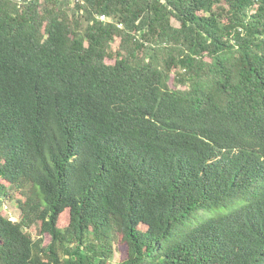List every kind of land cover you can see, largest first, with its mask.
Listing matches in <instances>:
<instances>
[{"label":"trees","instance_id":"trees-1","mask_svg":"<svg viewBox=\"0 0 264 264\" xmlns=\"http://www.w3.org/2000/svg\"><path fill=\"white\" fill-rule=\"evenodd\" d=\"M0 181V264H264V0H0Z\"/></svg>","mask_w":264,"mask_h":264},{"label":"rangeland","instance_id":"rangeland-1","mask_svg":"<svg viewBox=\"0 0 264 264\" xmlns=\"http://www.w3.org/2000/svg\"><path fill=\"white\" fill-rule=\"evenodd\" d=\"M70 2H71V7L73 8L75 0H70ZM173 23L176 26L180 25L179 21H177V19H175V18H173ZM120 42H121L120 38H117L112 43L111 50L113 51V53H116V51L119 49ZM107 62L113 63L114 61L112 59H108ZM174 76H175V73H172L171 80H170V84L173 88H175V86H176L175 81H174ZM0 183H1V181H0ZM8 192L9 193H7V196H5V195L3 196L5 203L3 205L2 210L4 211V213L7 216L12 218L13 220L19 219L20 214H21V210L19 209L18 204H17V200L15 198V195L17 192L12 187H9ZM66 224H67V221H63L61 223V226L64 227V226H66ZM35 235H37L36 232H35ZM50 241H51V236L46 234L45 235V243L48 244ZM126 250L127 249H126L125 245L115 246V255L113 257V261L119 262L121 259H123L126 256Z\"/></svg>","mask_w":264,"mask_h":264},{"label":"built area","instance_id":"built-area-1","mask_svg":"<svg viewBox=\"0 0 264 264\" xmlns=\"http://www.w3.org/2000/svg\"><path fill=\"white\" fill-rule=\"evenodd\" d=\"M101 19H102V20H107L106 16H104V15L101 16Z\"/></svg>","mask_w":264,"mask_h":264}]
</instances>
